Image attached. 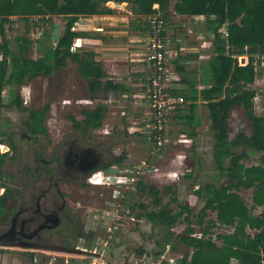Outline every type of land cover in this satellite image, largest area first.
<instances>
[{
    "label": "rangeland",
    "instance_id": "374dc122",
    "mask_svg": "<svg viewBox=\"0 0 264 264\" xmlns=\"http://www.w3.org/2000/svg\"><path fill=\"white\" fill-rule=\"evenodd\" d=\"M109 7L128 16L117 17V21L124 20V22L117 24L114 29L117 32L125 30L127 35H133V27L130 23L135 17L129 13L128 7H123L121 10L111 5ZM63 21L62 18H53L50 24L43 25L34 21V18H30L28 23L19 19H11L5 25L4 32L10 55L1 52L0 61L9 64L11 54H18L32 60L41 57L44 48L55 45ZM170 21L184 25V30L191 31L186 39L189 46L201 44L203 39L205 40V47L200 53L198 67H195L198 78L195 76L194 79L196 87L201 88L200 91L209 87L212 84L210 71L213 52L210 45L211 35L206 30L204 17L186 20L173 14ZM105 28L107 29H105L104 38H107L109 27ZM45 31L49 32V36L42 39L41 35ZM23 41H26L27 44L24 45ZM0 42L3 44V41ZM240 59H238L239 64H241ZM244 59L246 63V58ZM81 60L72 56L67 60V67L54 71L47 77H37L19 88L14 84L5 83L0 93V103L3 107L2 117L9 120L10 132L16 129L19 122L28 117L26 111L23 113L15 111L13 107H8L14 97H18L22 102L21 105L26 109L38 110L48 104L45 124L51 140L50 147L54 146L56 141L67 138L68 142L73 140L72 142L82 148L96 149L103 155L101 164L108 163L114 158L122 159L120 165L112 164L105 169H95L87 179L88 186L86 187H82L80 182L79 184L73 181H68L63 187L66 203L69 211L72 212V221L67 227L66 234L55 236L58 243L61 241L67 247L74 245L75 248L96 251L99 256L92 259L93 255H89L91 257L87 258V255L68 252L49 253L47 250L0 247V264H91V262H95V264H179L182 257L190 254L192 249L174 236L173 239L166 242V228L160 223L157 224L146 218L144 214L149 212L157 214L163 207L175 212L179 206H188L194 213H197L203 206V202L200 201L203 185H218L225 180L213 161L214 139L210 130L208 108L203 103H200L197 108L198 114L195 116L198 118L199 130H196L194 126L196 117L194 115L192 117V112L188 111L183 118L176 116L171 121L168 118L167 123L169 126L170 124L176 126L175 129L171 130L170 127L165 126L167 137L162 133L161 145H154L144 134L130 133L134 132L133 128L138 127L134 123L140 119H133V116L137 115L136 109L132 110L126 102L119 101L122 108L132 112L123 116L124 119L131 117L132 120L125 123L122 121L126 124V129H130L129 133L116 130L118 126L121 127L119 123L121 120L119 119L117 122L114 119V125L110 124L108 134L105 133L107 124L103 122V125L98 129L89 131L88 138H81L72 129L69 117L80 120L82 110H92L101 106L106 112L108 105L117 104L116 100L108 103L110 98L104 91L107 85H103L100 81L105 75L97 74L102 71L93 67L95 64L90 63L92 59L88 53L84 60ZM251 87L257 92L253 101L254 110L256 114L264 116V61L258 67L255 82ZM143 113L147 119L150 113L149 108L140 111L139 115L142 114L144 117ZM118 117L121 118L120 115ZM105 120L106 118H104ZM167 123L166 125H168ZM2 126L5 128L6 124L4 125V122L1 121L0 127ZM228 126L230 139L239 133L247 136L250 133V125L240 108H234L231 111ZM18 128L19 131L24 130L21 127ZM181 132L185 135L184 138L188 136L191 139H181ZM190 133H194V135L191 137ZM178 138L182 141L177 142ZM40 141L43 144V139ZM14 142L24 151L27 150L28 144L18 135L15 136ZM0 145L3 144L0 142ZM0 150L3 152L5 149ZM259 156L260 154H253L242 162L248 166L257 164ZM13 167V164H5V176L15 174ZM135 172L139 173L136 175L137 178L135 177L133 182L131 179L128 180L129 176L134 177ZM97 173L99 176H95V178H98L99 181L89 182L91 177ZM139 182H142L146 187L144 192L138 190ZM149 187L159 191L157 196L151 195ZM239 195L248 206L251 205V190H240ZM214 218L215 213L209 211L204 222L208 224V221L214 220ZM108 225L113 228L114 232L110 240L106 233ZM185 227L186 222L181 220L171 228L170 232L177 236L183 232ZM62 228L64 231V226ZM193 228L198 230L196 224L193 225ZM78 231L84 237L76 238ZM213 231L217 234L227 230L219 227ZM164 242L166 245L163 246ZM16 251L32 252L33 256L32 258L18 256L14 254Z\"/></svg>",
    "mask_w": 264,
    "mask_h": 264
},
{
    "label": "trees",
    "instance_id": "16d2710c",
    "mask_svg": "<svg viewBox=\"0 0 264 264\" xmlns=\"http://www.w3.org/2000/svg\"><path fill=\"white\" fill-rule=\"evenodd\" d=\"M108 3L126 4L129 13L135 17L130 25L137 35L149 33L152 16H158L175 30L177 25L170 21L175 14L204 17L206 30L212 39V84L200 93L194 89L192 94L181 96L187 102L200 100L208 108L214 139L213 161L225 180L218 185H203L200 196L203 206L197 213L188 206H179L175 212L163 207L157 214L149 212L144 216L166 228V242L174 236L192 249L179 264H264V116L254 110L253 101L257 92L251 87L256 71L264 61V0H0V41H3L0 53L8 56L10 51L4 32L11 19L28 23L30 18H34L43 25L50 24L53 18L64 20L55 45L44 48L41 57L32 60L11 54L9 64L0 61V93L5 83L19 88L37 77H47L67 67V60L72 57L70 47L77 35L74 28L79 18L115 14L116 10L107 6ZM48 36L47 31L41 35L42 39ZM23 44L27 42L23 41ZM242 57L246 58L244 65L238 62ZM167 92L175 97L180 95L177 90ZM10 105L19 107L21 101L14 97ZM48 107L45 104L42 110L30 112L37 132L41 134L45 133L42 123ZM196 107V104L191 105L192 115H195ZM234 108H240L249 123L248 136L239 133L230 139L228 119ZM80 114V120L74 117H69V120L72 129L81 138H88L89 131L101 127L105 118V110L101 106L82 110ZM189 135L192 137L194 133ZM148 138L153 144V137ZM253 154H260L258 163L245 165L242 161ZM2 163L0 159V177L4 174ZM121 163V158H114L105 166ZM87 183L86 179L82 180L81 186L86 187ZM137 187L140 192L146 189L142 182ZM149 190L153 197L159 193L156 188L149 187ZM240 190H251L250 206L239 195ZM6 192L9 194V189ZM3 199H0V216ZM209 211L215 213V218L206 224L204 221ZM181 220L186 222V227L175 236L170 230ZM194 224L198 230L193 228ZM219 227L227 231L216 234L213 229ZM195 233L200 237H194ZM82 237L84 235L78 231L76 238ZM74 247L71 245L69 248Z\"/></svg>",
    "mask_w": 264,
    "mask_h": 264
},
{
    "label": "flooded vegetation",
    "instance_id": "af4514ba",
    "mask_svg": "<svg viewBox=\"0 0 264 264\" xmlns=\"http://www.w3.org/2000/svg\"><path fill=\"white\" fill-rule=\"evenodd\" d=\"M8 107L23 113L26 111L28 117L17 126L23 128V131L16 127L10 132L9 120L2 117L3 107H0V122L6 124L5 128L0 127V142L3 144L0 149H5L3 152L0 150L3 173L7 163L13 164L15 168V174L8 172L10 175L5 176L4 173L0 177V199L4 197L0 235L4 236V242L12 245L8 247L47 250L49 253L71 250V253L78 254L75 247L71 249L61 241V245H58L57 241L58 235L66 234L72 221V212L69 211L63 190L64 184L68 181L81 183L82 180H87L95 169H105L109 162L101 164L103 155L96 149L82 148L72 142L73 140L68 142L67 138L56 141V144L50 147L51 140L45 119L42 123L45 133L41 134L37 132L30 117V112L36 109H26L23 105ZM42 109L43 107L38 110ZM16 135L28 144L27 150L24 151L14 142ZM40 139H43V144ZM88 150H93L98 155L95 165L90 166L91 153ZM6 189H9V194ZM14 254L25 257L33 255L32 252L17 251Z\"/></svg>",
    "mask_w": 264,
    "mask_h": 264
},
{
    "label": "crops",
    "instance_id": "0c3cea01",
    "mask_svg": "<svg viewBox=\"0 0 264 264\" xmlns=\"http://www.w3.org/2000/svg\"><path fill=\"white\" fill-rule=\"evenodd\" d=\"M109 5L113 6L115 4L108 3L107 6ZM119 6L120 8L116 9L121 10L123 7H126V4L123 3ZM117 17L128 16L122 14L121 12H116L113 15L80 17L79 22L74 28V32L77 35L73 42H76L78 46L76 50L74 52L72 51L71 53L73 57L82 59L81 61L84 60L86 53H88L93 61H90V63L95 64L93 67L98 69V71H102L97 72V74L105 75L100 79V81H102L103 85H107V87L104 88V91H106L110 98L108 103L114 102L115 100L117 102V104L108 105V109H106V120H103V122L107 124L105 133L108 134L110 124L111 126L114 125L113 122L119 119L121 120L119 122L121 127L118 126L116 130L126 131V133L127 131L128 133L130 132V129H126V124L124 123L132 119L131 117L124 119L123 116L128 112H132L129 110L126 111V108H122V105L119 104L120 102H126L127 106L132 108V110L136 109L137 115H132L133 119H140L138 122L134 121L136 122L134 125L136 124L138 127L133 128L135 129L134 132L130 133L144 134L148 138V135L145 133L147 129V116L144 113V117L142 114L139 115L140 111H145V109L148 110L145 90L147 75V67L145 63L146 50L144 43L142 42L144 35H137L133 29V35H127V31L125 30H123V32H117L114 27H116L117 24L124 22V20L117 21ZM181 18L193 20L197 17L181 16ZM90 24L91 26H89ZM176 25L177 28L175 30H172L171 28V31L168 34V37L171 40L169 45L170 58L168 59V67L171 70L172 75L169 77L165 86L168 91L177 90L178 94H180L177 97L183 99L181 94L188 96L193 93L194 89L197 91V93H200L201 88L196 87L197 85L194 79L197 71L195 67H198V60L201 56L200 53L203 52L205 47V40L203 39L201 44L189 46L186 43V39L188 38L189 34H191V31L188 29H185V31L184 25ZM106 26L109 27V33L107 34V38H104L106 34L105 29H107L105 28ZM173 31H176L174 32V35ZM196 78H198V76H196ZM183 101V104L175 106V108L168 113L169 121H171L176 116L181 118L185 117L188 111L190 113L192 104H196L197 107L195 109V114H198L197 108L199 107L200 103L204 104V102L200 100L193 102H187L185 100ZM119 115L121 118L118 117ZM194 117L196 116L194 115ZM122 121L124 123H122ZM197 122L198 118L196 117L194 126L196 127V130H199L200 126ZM165 126L168 128L170 127L169 129L171 130L175 129L176 127L171 124L170 126L169 124ZM166 132L167 129H164L163 135ZM165 136L167 137V134H165ZM180 136L182 137L181 139H191L188 136L184 138L183 136L185 135L182 134V132ZM181 139L178 138L177 142H181Z\"/></svg>",
    "mask_w": 264,
    "mask_h": 264
},
{
    "label": "built area",
    "instance_id": "2783aa9c",
    "mask_svg": "<svg viewBox=\"0 0 264 264\" xmlns=\"http://www.w3.org/2000/svg\"><path fill=\"white\" fill-rule=\"evenodd\" d=\"M149 26V33L142 38L146 50V98L150 112L148 114L150 122L147 123L146 133L148 136L153 137L154 145H161L160 141L163 140L162 133L165 129L168 113L173 110L175 106L183 104L184 101L182 98L174 97L169 94L165 86L169 77L172 75L168 67V59L170 58L169 45L171 42L168 34L171 31V27L165 22H162L158 16L150 17ZM77 46L78 44L76 42L73 43L70 47V52H74ZM138 174V172H135L134 177L129 176L127 179H131L133 182ZM95 176H99V173L91 177L89 182H98L99 179L95 178ZM106 227V233L109 235L108 240H110L111 235L114 233L112 230L113 228L110 225ZM193 236L199 238L200 234L195 233ZM75 249L78 254L87 255V258L91 257L89 255H93L92 259H96L99 256L96 251H87L77 247ZM91 264H95V262H91Z\"/></svg>",
    "mask_w": 264,
    "mask_h": 264
},
{
    "label": "water",
    "instance_id": "95a60500",
    "mask_svg": "<svg viewBox=\"0 0 264 264\" xmlns=\"http://www.w3.org/2000/svg\"><path fill=\"white\" fill-rule=\"evenodd\" d=\"M113 6L115 8H120L119 5H113ZM240 63L241 64H244L245 63V59L243 57L240 59ZM88 151L91 153V159H90V162L89 163H92V164L90 166L95 165L97 163V161H98V155H97V153L93 152V150H88ZM3 238H4V236L3 235H0V247L12 246V245H9L6 242H4L3 241ZM70 251L68 253H71Z\"/></svg>",
    "mask_w": 264,
    "mask_h": 264
},
{
    "label": "clouds",
    "instance_id": "9594fccd",
    "mask_svg": "<svg viewBox=\"0 0 264 264\" xmlns=\"http://www.w3.org/2000/svg\"><path fill=\"white\" fill-rule=\"evenodd\" d=\"M94 175H96V174H94Z\"/></svg>",
    "mask_w": 264,
    "mask_h": 264
}]
</instances>
